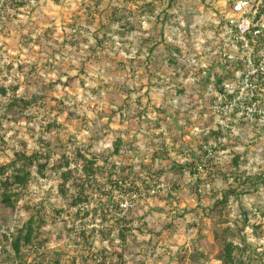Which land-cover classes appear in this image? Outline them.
<instances>
[{
    "label": "rangeland",
    "instance_id": "obj_1",
    "mask_svg": "<svg viewBox=\"0 0 264 264\" xmlns=\"http://www.w3.org/2000/svg\"><path fill=\"white\" fill-rule=\"evenodd\" d=\"M211 13L208 0H0V185L36 158L15 208L0 198V264H223L228 243L235 264H264V127L218 142L220 70L193 63ZM78 153L102 170L76 206L53 167L68 158L79 177Z\"/></svg>",
    "mask_w": 264,
    "mask_h": 264
},
{
    "label": "built area",
    "instance_id": "obj_2",
    "mask_svg": "<svg viewBox=\"0 0 264 264\" xmlns=\"http://www.w3.org/2000/svg\"><path fill=\"white\" fill-rule=\"evenodd\" d=\"M208 5L210 24L205 39L194 45L193 63L203 75L220 70L208 94L222 143L225 133L240 126L264 127V0H208ZM212 153L207 149L205 156ZM204 173L197 169L196 183ZM120 208L125 215L132 205L123 201Z\"/></svg>",
    "mask_w": 264,
    "mask_h": 264
},
{
    "label": "trees",
    "instance_id": "obj_3",
    "mask_svg": "<svg viewBox=\"0 0 264 264\" xmlns=\"http://www.w3.org/2000/svg\"><path fill=\"white\" fill-rule=\"evenodd\" d=\"M220 82V80H219ZM1 95H7L6 91L3 89H0ZM16 103V102H15ZM26 105H28L26 103ZM217 135H221V133H217ZM220 138V137H219ZM78 156L83 160V166H82V174L76 178V176L73 175L72 171L70 170L71 167V161L68 158H63L62 162H59L58 164H55L53 167V170L56 172H61L62 179L67 183L69 181H72L74 187L78 188L77 196L74 199L75 205L78 206L80 204H83L85 199H87L89 196L87 195L88 189L90 190L96 183V176L97 174L102 170V168L97 164V160L95 158L89 159L84 155H81L78 153ZM34 156H23L21 158L22 165L20 167H16V164L10 165V167H13V173L11 175H7L4 172V168H2V174L5 175V179L1 182L0 185V198H1V205L4 208L7 209H14L19 198V192L17 189L19 188H27L30 180H31V167L33 166L35 162ZM39 168L41 170L45 169V164H39ZM65 169V170H64ZM65 172H64V171ZM197 170H195L196 172ZM194 172V173H195ZM112 188L117 189L120 191L121 194H125L128 192H136L137 189L135 187H132L128 190H124L122 188V184H119V182H112L111 181ZM101 187V186H100ZM235 194L234 191H229L228 193L223 196V198L218 202L219 205L225 206L228 203V199L231 195ZM119 217L114 218L118 223H122L123 221V214L120 208V203L117 205V209ZM106 221V218H104ZM96 231L93 230V233ZM128 231V230H125ZM103 233V232H102ZM33 237V229L30 225L27 232L23 234L21 232L16 238L13 237L12 239V247L17 255L20 253L21 244L24 245H30L32 244V238ZM122 240H125L124 234L121 235ZM233 250L234 246L232 244H226L224 248V254L221 256L220 261L223 262V264H235L234 257H233ZM48 264H60L59 260H55L54 262H49Z\"/></svg>",
    "mask_w": 264,
    "mask_h": 264
}]
</instances>
